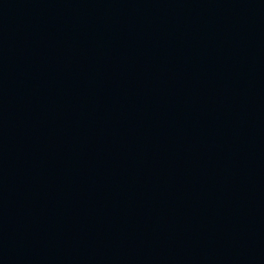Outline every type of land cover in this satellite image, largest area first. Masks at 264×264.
<instances>
[{
  "label": "water",
  "instance_id": "water-1",
  "mask_svg": "<svg viewBox=\"0 0 264 264\" xmlns=\"http://www.w3.org/2000/svg\"><path fill=\"white\" fill-rule=\"evenodd\" d=\"M0 264H264V0H0Z\"/></svg>",
  "mask_w": 264,
  "mask_h": 264
}]
</instances>
